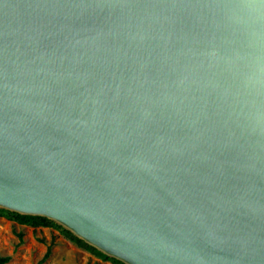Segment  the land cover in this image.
Here are the masks:
<instances>
[{"label": "water", "instance_id": "1", "mask_svg": "<svg viewBox=\"0 0 264 264\" xmlns=\"http://www.w3.org/2000/svg\"><path fill=\"white\" fill-rule=\"evenodd\" d=\"M0 207L125 264H264V0H0Z\"/></svg>", "mask_w": 264, "mask_h": 264}, {"label": "rangeland", "instance_id": "2", "mask_svg": "<svg viewBox=\"0 0 264 264\" xmlns=\"http://www.w3.org/2000/svg\"><path fill=\"white\" fill-rule=\"evenodd\" d=\"M12 212L0 207V255L9 257L6 264H37L48 248L50 254L40 264H125L52 219L26 222Z\"/></svg>", "mask_w": 264, "mask_h": 264}, {"label": "trees", "instance_id": "3", "mask_svg": "<svg viewBox=\"0 0 264 264\" xmlns=\"http://www.w3.org/2000/svg\"><path fill=\"white\" fill-rule=\"evenodd\" d=\"M16 217H18L21 221H26V222H32V223H36V221L38 222H46L48 221V219L46 217H43V216H38V215H27V214H19L17 212H12ZM68 234L71 236V237H75L73 236V234H71L69 231H67ZM50 248H48L45 252V254L43 255V257L41 258V260L37 263V264H40L42 263L50 254ZM104 257H106L104 254H103ZM9 260V257L8 256H2L0 255V264H6Z\"/></svg>", "mask_w": 264, "mask_h": 264}]
</instances>
